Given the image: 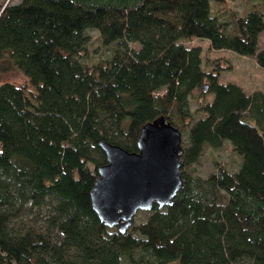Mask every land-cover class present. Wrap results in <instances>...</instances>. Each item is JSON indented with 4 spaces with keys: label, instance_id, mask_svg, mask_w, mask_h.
I'll list each match as a JSON object with an SVG mask.
<instances>
[{
    "label": "trees",
    "instance_id": "obj_1",
    "mask_svg": "<svg viewBox=\"0 0 264 264\" xmlns=\"http://www.w3.org/2000/svg\"><path fill=\"white\" fill-rule=\"evenodd\" d=\"M211 6L0 3V65L19 69L33 86L26 92L0 81V264H264V92L221 82L218 68L204 69L201 46L185 43L206 39L211 50L251 56L264 67V14L253 8L234 16L236 31L228 33L229 22ZM88 29L114 45L93 64L82 59ZM196 89L212 97L192 108ZM159 115L186 130L184 185L172 205H154L120 232L91 205L106 162L98 142L136 150L140 127ZM226 141L241 158L238 169L215 162L206 177L184 169L206 145Z\"/></svg>",
    "mask_w": 264,
    "mask_h": 264
},
{
    "label": "water",
    "instance_id": "obj_2",
    "mask_svg": "<svg viewBox=\"0 0 264 264\" xmlns=\"http://www.w3.org/2000/svg\"><path fill=\"white\" fill-rule=\"evenodd\" d=\"M202 87L206 89L207 84ZM98 144L106 162L98 166L90 199L93 210L105 225L124 232L138 210L173 204L184 185L180 159L182 132L164 115L140 127L136 150L106 140Z\"/></svg>",
    "mask_w": 264,
    "mask_h": 264
},
{
    "label": "rangeland",
    "instance_id": "obj_3",
    "mask_svg": "<svg viewBox=\"0 0 264 264\" xmlns=\"http://www.w3.org/2000/svg\"><path fill=\"white\" fill-rule=\"evenodd\" d=\"M17 2L19 0H0V3ZM212 4V13L219 14L221 20L229 22L226 27L228 33L236 31V25L232 20L234 16H245L251 9L256 8L264 14L263 0H210ZM90 40L86 50L82 53V59L88 63L105 58L111 51L114 45H103L98 31L88 29ZM188 45H200L202 49V65L204 69H219V80L223 83L231 82L240 85L247 93L254 90L264 92V67H260L254 57L238 54L229 49H210L206 39L192 38L185 41ZM131 45L137 48L139 44L132 42ZM259 48H264V33L259 37ZM9 80L18 85H23L26 92L33 91V86L30 84L28 77L19 69L9 67L3 69L0 65V81ZM212 97L211 93L205 92L200 95V89H196L191 97V107H195L197 101H207ZM182 132V145L186 144V130L180 128ZM218 162L225 168L234 171L238 169L241 163V158L234 153L229 143L226 141L219 148H213L206 145L198 159L185 166L184 169L193 176L206 177L210 172L216 169ZM150 210H138L134 216V221L138 222L146 219ZM13 264V263H9ZM167 264H179L178 260H171Z\"/></svg>",
    "mask_w": 264,
    "mask_h": 264
}]
</instances>
